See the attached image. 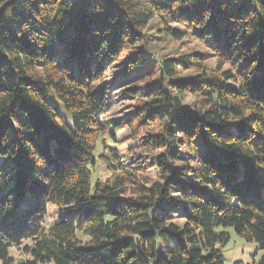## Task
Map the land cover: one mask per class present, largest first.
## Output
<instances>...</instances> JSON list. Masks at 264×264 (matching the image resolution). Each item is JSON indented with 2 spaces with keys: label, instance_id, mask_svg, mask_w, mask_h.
Masks as SVG:
<instances>
[{
  "label": "trees",
  "instance_id": "1",
  "mask_svg": "<svg viewBox=\"0 0 264 264\" xmlns=\"http://www.w3.org/2000/svg\"><path fill=\"white\" fill-rule=\"evenodd\" d=\"M154 17L218 60L185 79L179 70L204 54L159 58V77L129 88L146 101L125 120L156 160L126 170L107 148L113 173L91 182L106 129L95 83ZM131 49L125 72L147 70ZM49 204L66 212L45 230ZM231 232L264 264V0H0V264L27 241L30 259L16 264H224Z\"/></svg>",
  "mask_w": 264,
  "mask_h": 264
},
{
  "label": "rangeland",
  "instance_id": "2",
  "mask_svg": "<svg viewBox=\"0 0 264 264\" xmlns=\"http://www.w3.org/2000/svg\"><path fill=\"white\" fill-rule=\"evenodd\" d=\"M172 27L179 28L180 30L187 29L186 25L179 23L172 24ZM141 36V41L136 43V45L132 46V44H129L121 54L107 60L106 71L103 77L100 81L95 83L97 86L104 85L106 88L105 105L98 113V118L100 122L105 125L106 129L98 139L93 151L95 162L90 168L91 182H95L96 180L104 181L113 173L107 163L101 160V155H103L111 165L116 164L112 154H110L107 148H111L113 152L119 156V159L125 157L124 160L121 159V163L127 166L126 170L133 167H147L156 160V151L141 149L139 147L140 140H134L129 137L130 131L126 126L125 120L139 103L146 101L143 93L135 95L129 88L139 87L142 81L155 80L159 77V58L176 57L180 54H204V58L197 60L195 66L179 70L178 77L185 79H194L199 72L205 68H213L218 60V52L208 46L207 43L198 41L189 34L184 36L181 40H177L171 35H168L167 32L163 30V26L157 17L152 18L147 26L142 29ZM133 47L142 48V50L145 51L148 64L147 70L137 72L128 69V71L125 72L128 66V54L132 51L131 48ZM186 101H190L192 107L196 103V99L192 95L189 96ZM62 113L65 115V118L70 121L71 116L64 110H62ZM113 123H118L119 125L114 127L115 141L108 136V132L112 129V126L109 127V125ZM157 129L158 127L156 125H146L144 126L143 133H152L157 131ZM191 145L193 144L185 145L180 148L182 152V161L189 160L188 151ZM154 172L155 170H151L149 174L154 176ZM65 212V208L63 207L52 204L47 205L42 226L47 230V228L56 222L60 216L64 215ZM171 221L178 224L183 223V219L177 212L172 213ZM230 235L231 237L227 245L220 248L224 258V264H232L236 260L243 262V264H251L263 253V250L259 249L256 243L247 242L236 236L233 232H231ZM76 236L82 241L86 239L81 232H78ZM26 244H29V241L22 243L19 247H13L9 250L8 256L13 259L14 264L19 261H27L30 259L29 255L23 251Z\"/></svg>",
  "mask_w": 264,
  "mask_h": 264
}]
</instances>
